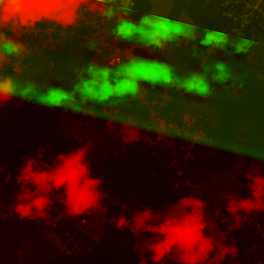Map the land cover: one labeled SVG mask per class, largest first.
Returning <instances> with one entry per match:
<instances>
[{
	"label": "trees",
	"instance_id": "1",
	"mask_svg": "<svg viewBox=\"0 0 264 264\" xmlns=\"http://www.w3.org/2000/svg\"><path fill=\"white\" fill-rule=\"evenodd\" d=\"M205 1L172 0L165 18L167 28L172 31L185 30V22L178 20L179 15L184 13L200 28L228 27V20L221 16L213 0H207L209 4L204 5ZM158 2L160 6V0ZM151 9L150 0H136L131 13L137 18ZM140 35L141 31L135 28L133 40L140 39ZM258 38L259 34L253 29L247 33L244 42L253 46ZM175 52L174 62L168 65L151 63L144 56V59L141 58L142 68L148 69L144 73L155 84H162L169 76L185 80L196 69L200 73L201 80L194 92L187 96L185 91H178L171 107L177 116L201 114L205 129L214 136L213 145L201 150L187 172L206 180L205 201L208 207L225 210L227 198L236 193L247 195L246 172L258 171L264 175V70L257 66H244V51L232 46H225L220 53L209 55L204 62L200 61L204 47L196 42L175 49ZM86 57L87 52L75 42L49 51L43 58L29 60L20 74L1 73L11 75L17 81L18 90H22L27 82H32L35 87L28 99L17 95L10 101L0 103V264H152L150 253L144 250L149 233L133 234L128 229L117 230L109 223V217L119 215L120 209L119 204L115 205L111 200L129 203L132 207L148 205L158 209L169 201L174 202L178 197L187 195L183 189L171 188L169 177L154 178L147 171L137 175L135 185L119 190L122 195L119 200L105 190L110 200L106 198L103 201L106 212L97 211L105 215L98 241L91 238L89 233L83 234L78 226V218L86 217L87 213L65 215L55 192L52 194L51 210L44 218L21 219L12 211L19 188L15 177L21 163L20 157L35 154L37 134L41 128L43 131L46 128L44 115L49 108L46 106L52 105L62 113L53 132H44V140L39 143V146L52 145L46 158H52L57 152L67 151L76 145L87 144L89 160L93 157L101 160L97 168L109 167L108 178L112 180V177H117L118 169L109 155L101 158L104 150L108 152L120 141L134 158L142 154L139 135L131 131L133 124L144 118L141 108L120 103L119 114L101 116L88 129L82 125L77 107L67 95L77 79L73 69ZM43 74L50 78L46 80ZM226 78H231L229 86L226 91L220 92ZM223 86H227V83L224 82ZM210 87L216 91L208 93ZM197 94L205 101L196 99ZM232 143L235 144L233 148L230 147ZM139 184H147L153 189L141 194ZM259 211L264 223V209ZM230 229L232 245L242 261L255 264L262 260L264 253L257 254L249 249L254 240L248 236L245 228L232 225ZM64 231L82 233L84 248L76 259L67 262L61 259L54 247V244L63 242ZM49 248L55 251L50 253ZM216 259L213 252L206 264ZM161 264H176L175 257L166 258Z\"/></svg>",
	"mask_w": 264,
	"mask_h": 264
},
{
	"label": "built area",
	"instance_id": "2",
	"mask_svg": "<svg viewBox=\"0 0 264 264\" xmlns=\"http://www.w3.org/2000/svg\"><path fill=\"white\" fill-rule=\"evenodd\" d=\"M214 1L221 16L228 20V27L200 28L193 24L183 31H172L158 22L149 29L144 44L158 43L159 46L162 39L165 42L164 51L173 52L196 42L204 47L201 62L211 54L220 53L225 46H232L244 51V66H257L264 70V48L257 46V42L253 46L244 42L247 33L253 29L259 34L258 41L264 40V0ZM135 2L109 0L105 14L85 11L75 28L62 29L56 25L41 24L35 31L18 35L7 33L12 39L23 42L26 51L8 55L6 49H9V44L0 41V53L8 55L5 62H0V74H20L29 60L43 58L49 51L76 42L87 52V57L73 69L77 79L67 98L77 107L82 125L89 128L101 116L119 114L120 103L144 111L143 120L131 127V131L139 135L141 156L134 158L120 141L109 149L108 155L118 169V175L113 182L108 178L109 168H101L97 176L103 177L104 190L112 197L117 196L120 189L137 183L140 172L147 171L154 178L169 177L171 187L179 183V188L187 194L205 201L206 180L193 177L187 171L191 163L198 159L201 150L213 145L215 138L205 129L201 114L177 116L171 107L178 91H185L187 96L194 92L201 80L200 73L196 69L185 80L169 76L162 84H155L148 74L137 70L143 67V63L139 54L140 43L133 40L136 22L131 8ZM139 187L143 191L150 190L147 184H139ZM206 212L210 219L206 232L217 240H223V244L229 247L222 258V249L217 248L214 251L217 259L210 264H249L232 251L230 228L232 225L245 228L254 242L264 246V223L260 211L247 215L240 212L233 216L225 210L207 207ZM96 215L97 211H92L86 217L78 218L82 233L90 227ZM82 233L64 231L63 242L58 245V253L64 262L76 259L83 252ZM255 264H264V257Z\"/></svg>",
	"mask_w": 264,
	"mask_h": 264
},
{
	"label": "clouds",
	"instance_id": "3",
	"mask_svg": "<svg viewBox=\"0 0 264 264\" xmlns=\"http://www.w3.org/2000/svg\"><path fill=\"white\" fill-rule=\"evenodd\" d=\"M108 5L109 0H0V41L9 44L8 55H19L26 51V46L7 33L18 35L35 31L41 24L75 28L85 11L103 15ZM8 55L0 53V62H5ZM34 87L32 82H27L18 90L17 81L11 75L0 74V103L17 95L28 99ZM51 147V144L38 146L34 155L20 157L15 177L19 188L12 211L21 219L44 218L51 210L55 192L67 216L106 212L103 201L109 196L102 186L103 177L92 174L89 146L76 145L46 158ZM245 179L247 195L236 193L227 198L225 211L233 216L264 209V175L258 171L246 172ZM179 186V183L172 185L174 190ZM111 201L119 204L120 214L109 217V223L117 230L149 233L144 250L150 253L152 264H161L169 257H175L176 264H206L217 248L222 249L221 258L229 251L223 240L206 232L210 224L208 205L197 196L183 195L158 209Z\"/></svg>",
	"mask_w": 264,
	"mask_h": 264
},
{
	"label": "crops",
	"instance_id": "4",
	"mask_svg": "<svg viewBox=\"0 0 264 264\" xmlns=\"http://www.w3.org/2000/svg\"><path fill=\"white\" fill-rule=\"evenodd\" d=\"M150 1L152 3V9L147 14H145L141 17L135 18V22H136L135 28H138L141 31V35L139 36L140 39L136 40L137 44L140 43L139 54L143 59H144V56L149 58V61L151 63L160 64V65H164V64L168 65V64H171L174 62V59L176 58V55H175L176 52L175 51H173V52L172 51H169V52L164 51L163 46H164L165 42L162 39H160V42H159L160 48L158 46V43H156L155 45H148L146 43L144 44V41H145V37L147 36L149 29L152 26H154L156 23L160 22V24H163L165 27H167L165 24V18L168 15L169 7L171 5L172 0H160V6L157 5L158 0H150ZM158 4H159V2H158ZM159 10H160V12L158 13ZM178 20H180V22H185V24H186L185 29L187 27H189L190 25L194 24L191 21V19H189V17H187V15L185 13H184V15H179ZM161 59L168 60V63H162ZM164 60H162V61H164ZM194 71H192L189 74H192ZM230 147L231 148L234 147L233 143H232V145L230 144ZM115 180H116V178L112 177L111 181L115 182ZM169 186L171 187L170 181H169ZM149 188L151 190L153 189L151 186H149ZM138 190H140L141 194H144L148 191V190H146V191L141 190V187H139ZM121 196H122L121 194H118L117 196H113V198L119 200V197H121ZM96 216L97 217L99 216V217L98 218L95 217L97 219L93 220L92 224L89 227V230H88L89 232H90V230L93 231V229L96 228V226L101 228V223H102L103 219H105V215L102 212H97ZM96 232H99V231L97 230V231H95V233ZM263 247L264 246L262 244H259V243L257 244V242L251 241V245H250L249 249L252 252H256L257 254H261V253H264Z\"/></svg>",
	"mask_w": 264,
	"mask_h": 264
},
{
	"label": "rangeland",
	"instance_id": "5",
	"mask_svg": "<svg viewBox=\"0 0 264 264\" xmlns=\"http://www.w3.org/2000/svg\"><path fill=\"white\" fill-rule=\"evenodd\" d=\"M209 1H205V3H204V5L205 4H209L208 3ZM212 2H214L215 3V5H216V7H217V9H218V6H217V4H216V2L213 0ZM210 4H212L211 2H210ZM182 15H184V14H182ZM264 41V40H263ZM263 41H257V43H258V45L257 46H261V48H264V42ZM166 59V58H165ZM162 60H164V59H161V62L162 63H168V60H164V61H162ZM43 76L45 77V79L47 80L48 78H50L48 75H46V74H43ZM44 79V80H45ZM231 78H226L225 79V83H227V86H223V84H224V82H223V84L220 86V92H224V91H226V89H227V87L229 86V80H230ZM73 85V84H72ZM218 89V88H217ZM213 91H216L215 90V88H212V87H210V88H208V93H212ZM195 98L196 99H198V98H201V96H199L198 94L197 95H195ZM204 99V98H203ZM202 98H201V100L202 101H205V100H203ZM206 103V102H205ZM204 104V103H203ZM204 106H206V105H204ZM206 108V107H205ZM206 111V110H205ZM62 113H61V111L58 109V108H56V107H53L52 105L48 108V111L47 112H45V115H44V121H46L45 122V126H46V128H45V130L43 131V130H41L40 129V133L39 134H37V137H36V145L37 146H39V143H42V141L44 140V132L46 133V134H50V133H52L53 132V130H54V127H55V124H56V122L61 118V115ZM88 129V128H87ZM103 141H100V143H102ZM234 142V141H233ZM235 144H233V146H234ZM102 155H101V158H105L106 156H108V152H107V150H104V152H102L101 153ZM89 158V157H88ZM92 160H91V162H93L92 164H91V168H92V174L95 176V174L94 173H96V175L98 174V172H100V170H101V168H97V166L99 165V161H101V160H96L94 157L93 158H91ZM101 215V214H100ZM99 215V216H100ZM98 216V217H99ZM97 217V216H96ZM97 217V218H98ZM97 218H95V219H97ZM89 230V228L88 229H86V230H83V234L84 233H89V235H90V237L91 238H93L95 241H98L99 240V238L101 237V235H102V229L101 228H99L98 226H96V228H94L93 229V231H91V232H89L88 231ZM99 231V232H96L95 233V231ZM54 247H55V250H57L58 251V245L57 244H54ZM48 250H50V248L48 249ZM55 250H50L49 252L50 253H53ZM87 264V263H86Z\"/></svg>",
	"mask_w": 264,
	"mask_h": 264
},
{
	"label": "snow or ice",
	"instance_id": "6",
	"mask_svg": "<svg viewBox=\"0 0 264 264\" xmlns=\"http://www.w3.org/2000/svg\"><path fill=\"white\" fill-rule=\"evenodd\" d=\"M137 70H138V71H141V72L148 71L147 68H137ZM104 87H106V86H104Z\"/></svg>",
	"mask_w": 264,
	"mask_h": 264
}]
</instances>
